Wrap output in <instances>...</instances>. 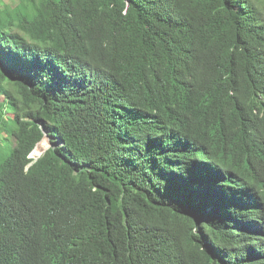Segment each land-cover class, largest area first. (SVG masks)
Wrapping results in <instances>:
<instances>
[{
	"label": "trees",
	"instance_id": "1",
	"mask_svg": "<svg viewBox=\"0 0 264 264\" xmlns=\"http://www.w3.org/2000/svg\"><path fill=\"white\" fill-rule=\"evenodd\" d=\"M263 194L256 1L0 6V264H264Z\"/></svg>",
	"mask_w": 264,
	"mask_h": 264
},
{
	"label": "rangeland",
	"instance_id": "2",
	"mask_svg": "<svg viewBox=\"0 0 264 264\" xmlns=\"http://www.w3.org/2000/svg\"><path fill=\"white\" fill-rule=\"evenodd\" d=\"M8 1L9 0H0V6H3L4 4L8 3ZM254 1H256L257 6L263 12V15H264V0H254ZM41 142L44 143V146H39L40 155L50 146L49 138H44ZM40 143H38V144H40ZM39 156H34L32 158L36 159Z\"/></svg>",
	"mask_w": 264,
	"mask_h": 264
},
{
	"label": "clouds",
	"instance_id": "3",
	"mask_svg": "<svg viewBox=\"0 0 264 264\" xmlns=\"http://www.w3.org/2000/svg\"><path fill=\"white\" fill-rule=\"evenodd\" d=\"M262 199L264 200V194H263V196H262Z\"/></svg>",
	"mask_w": 264,
	"mask_h": 264
},
{
	"label": "water",
	"instance_id": "4",
	"mask_svg": "<svg viewBox=\"0 0 264 264\" xmlns=\"http://www.w3.org/2000/svg\"><path fill=\"white\" fill-rule=\"evenodd\" d=\"M31 153H32V152H31ZM41 155H42V154H41ZM41 155H40V156H41ZM30 158H31V154H30Z\"/></svg>",
	"mask_w": 264,
	"mask_h": 264
}]
</instances>
